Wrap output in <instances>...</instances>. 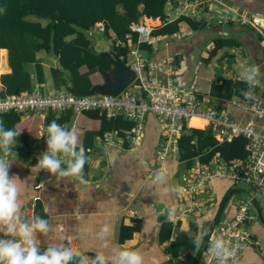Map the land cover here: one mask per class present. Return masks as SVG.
<instances>
[{"label":"crops","instance_id":"0c3cea01","mask_svg":"<svg viewBox=\"0 0 264 264\" xmlns=\"http://www.w3.org/2000/svg\"><path fill=\"white\" fill-rule=\"evenodd\" d=\"M218 2L225 5L227 11L221 6H217V9L221 8L226 14L229 13L227 16L230 20L218 23V15L215 12L210 13L207 8L208 0H168L164 6V20L146 16H141L138 20L150 25L152 31L181 16L194 22L196 28L181 18L176 24L178 30L172 33L190 31V34L167 44L164 41L153 42L158 47L150 56H173L186 81L195 83L198 97L206 107L218 104V98L212 95L211 88L214 84H220L219 77L242 80V67L250 65H259L264 74L259 36L248 24L237 22L240 15H264V0ZM27 19L36 20L42 25L46 23L45 19H38L33 15L27 16ZM203 23L204 26L200 27ZM85 33V37L90 40L89 51L103 62L90 70L89 61L80 57L82 63L76 72L79 76L77 82L85 76L82 80L86 83L81 82L83 87L72 76V67L78 62L73 61L72 56L76 54L65 47L57 51L51 48L40 49L35 53V59L25 63L32 89L39 88L42 93L69 88L74 91V86L86 90L91 85L102 82L98 67L109 68L107 58L100 57V53L115 52L125 61L129 47L140 48L137 34L134 42L130 33H126L122 40L117 39L110 29L101 32L95 26ZM74 37L75 35L66 36L64 40L72 41ZM217 38L228 40L231 45H224L210 55ZM82 55L88 58L85 53ZM11 72L8 52L5 48H0V76ZM2 88L0 82V89ZM8 112V115L4 118L0 116V119L4 120L7 128L20 131L17 146L14 148L16 156L9 157V160L13 159L9 175L20 179L22 210L30 204L33 197H37L33 213L48 219L53 225L49 236H38L42 250L76 232L79 234L77 249L89 256H94L97 251H104L110 259L111 252L123 248L139 250L144 256V264H189L193 262V256L197 257L198 264H217L204 258L201 251L209 231L217 223L233 215V199L241 187L232 185L229 181L227 184L226 180L215 179L212 181L213 194L204 213L181 219H174L175 214L167 215L169 207L174 206L175 213L181 208V162L176 160L174 143L163 167L156 166L154 153L164 128L152 114H146L141 143L132 147L128 142L130 130L119 128V120L115 118L117 115H110L105 111L88 110L69 114L66 110H49L42 115L33 112ZM229 112L233 117L241 115L235 108H231ZM13 116L18 117V121L12 124ZM125 119L131 120L121 117V120ZM53 120L74 131L79 143L90 150L89 161L84 168L87 183H81L78 178L61 179L36 167L38 157L46 151L47 124ZM194 120L182 127L206 128L205 123L201 128L191 126ZM182 131L181 128L180 133ZM195 162L200 161L194 159ZM157 173H162L166 180H157ZM38 184L40 186L36 188ZM105 226H108L110 234L106 240H101L98 233ZM250 228L254 243L232 264H264V220L257 218L250 223ZM202 232L207 234L203 236L199 252L193 255ZM172 243L183 250L178 252ZM190 245L194 247L188 249Z\"/></svg>","mask_w":264,"mask_h":264},{"label":"built area","instance_id":"2783aa9c","mask_svg":"<svg viewBox=\"0 0 264 264\" xmlns=\"http://www.w3.org/2000/svg\"><path fill=\"white\" fill-rule=\"evenodd\" d=\"M208 1L207 8L210 13L215 12L218 15V23L230 20L227 16L229 13L226 14L221 8L217 9V6H221L226 10L225 5L219 4L218 0ZM240 16L236 21L248 24L259 36L264 59V15ZM94 26L101 32L104 30L102 22H96ZM130 29L136 32L137 43L151 45L149 50L131 46L126 53L125 62L136 75L131 91L124 90L111 97L101 94L79 96L70 89L42 93L39 88H34L31 92L0 96V115L8 111L42 115L49 110L60 112L68 109L73 113L100 110L110 115H122L134 122L128 133V142L135 147L142 141L145 117L149 113L164 128L154 153L157 167H163L182 125L187 124L193 117L205 120L206 127H210L218 143L231 142L236 137L243 138V157L224 159L220 155H214L206 162H195L182 171L179 176L182 204L173 216L174 219H181L204 213L213 194L212 181L215 179L228 180L241 187L233 199V215L217 223L209 231L201 251L204 258L217 263L209 246L216 237L223 236L230 245H239L236 256L229 260V264L236 263L254 243L250 223L257 218L264 220V98L256 93L254 100H247L242 94L233 95L227 100L218 99L216 106L206 107L198 97L195 83L186 81L173 56H150L158 47L153 42L164 41L167 44L174 39L188 36L190 31L152 35L151 26L143 22L132 23ZM231 108L239 110L241 115L231 116ZM39 186L36 185V188ZM36 200L37 197H33L24 208L23 212L29 220L32 218Z\"/></svg>","mask_w":264,"mask_h":264},{"label":"trees","instance_id":"16d2710c","mask_svg":"<svg viewBox=\"0 0 264 264\" xmlns=\"http://www.w3.org/2000/svg\"><path fill=\"white\" fill-rule=\"evenodd\" d=\"M167 1L0 0V48L7 50L8 64L12 68L11 73L0 76V82L3 86L0 89V96L33 90L30 74L25 68V63L35 59V53L40 49L49 50L51 48L57 51L59 48L66 47L71 53H75L76 55L72 56V60H78V62L72 67L74 70L72 76L77 82L79 76L76 70L82 63L80 57L89 61L90 70H94L97 64L103 62L89 51L90 40L85 37V32L89 28L93 27L96 22H102L104 30L108 31L110 29L117 39L124 40L125 34L130 33L132 41L135 42L136 34L131 31L130 25L137 23L141 16L158 17L160 20H164V6ZM29 15H33L38 19H45L46 23L42 25L36 20H29L27 19ZM181 18L189 22L191 27L196 28L191 19L181 16L151 31L152 35H165L166 32L167 34L175 32L178 30L176 24ZM202 26H204V23L200 27ZM70 35H75V37L72 41L66 42L64 38ZM224 45L230 46L231 42L219 38L215 39L210 55H213L218 48ZM143 48L149 50L150 45L140 43V49ZM115 50H118V48ZM82 53H85L88 58L84 57ZM82 78L85 79V76H82ZM82 78L80 82H77L81 87H83V84H81ZM218 81H220V84H214L211 93L222 101L230 99L233 94L241 95L243 91L247 90V84L243 80L219 77ZM83 83L85 84L86 81H83ZM18 84L20 87H18ZM254 92L264 98V91H261L259 87H256ZM66 111L69 114L73 113L69 109ZM8 114L9 112L0 116L4 118ZM10 114L14 113L10 112ZM121 117L123 116L117 115L115 117L116 120H119V128L131 130L134 122L127 119L123 121ZM11 121L12 124L17 122L18 117L13 116ZM204 123H206L205 120L196 119L193 121L192 126L201 128ZM182 130L175 142L176 160L181 162V171L191 167L194 159L203 163L214 155H220L224 159L245 155L244 139L241 137H236L231 142L218 143L213 137L210 127L204 129H185V127H182ZM172 245L177 247L178 252L183 250L175 243H172ZM193 247L194 245H190L187 248L192 249ZM196 259L197 257L193 256V262L189 264H198ZM177 262L181 263L179 260Z\"/></svg>","mask_w":264,"mask_h":264},{"label":"clouds","instance_id":"9594fccd","mask_svg":"<svg viewBox=\"0 0 264 264\" xmlns=\"http://www.w3.org/2000/svg\"><path fill=\"white\" fill-rule=\"evenodd\" d=\"M240 75L247 84L242 95L247 100H254V89L259 86L262 75L261 67L243 66ZM46 133V151L38 157L36 167L61 179L78 178L81 183H87L84 168L89 161L90 150L79 143L74 131L55 120L47 124ZM19 135L20 131L7 128L4 120L0 119V264H144L143 254L136 249L116 250L110 253V259L104 251H97L94 256L86 255L77 249L79 234L76 232L41 249L38 236H49L53 225L35 213L30 221L27 219L20 202V179L9 175L13 162L9 157L16 156L14 148ZM156 178L161 182L166 180L162 173H157ZM174 214L175 207H169L167 215ZM109 234V228L105 226L98 233V238L106 240ZM206 234H200L197 247ZM209 247L217 264H229L239 245H230L223 236H218Z\"/></svg>","mask_w":264,"mask_h":264},{"label":"water","instance_id":"95a60500","mask_svg":"<svg viewBox=\"0 0 264 264\" xmlns=\"http://www.w3.org/2000/svg\"><path fill=\"white\" fill-rule=\"evenodd\" d=\"M262 16V14H261ZM100 57H106L109 62V68L103 69L98 67L102 82L99 84L91 85L86 90H80L74 86V93L76 95H109L115 97L124 90L131 91V84L135 80V72L131 70L127 63L118 56L115 52H102ZM202 242L195 246L193 255L197 254L200 250Z\"/></svg>","mask_w":264,"mask_h":264},{"label":"rangeland","instance_id":"374dc122","mask_svg":"<svg viewBox=\"0 0 264 264\" xmlns=\"http://www.w3.org/2000/svg\"><path fill=\"white\" fill-rule=\"evenodd\" d=\"M261 73H262V75H261V78H260V84H259V88L260 89H262V90H264V74H263V72H262V70H261ZM192 126V125H191ZM228 180H226L225 181V183H227L228 184V182H227ZM230 182V181H229ZM232 183V182H231ZM232 185H233V183H232ZM177 191H178V189H177ZM179 193V192H178ZM179 197L181 198L182 196H180V194H179Z\"/></svg>","mask_w":264,"mask_h":264},{"label":"bare ground","instance_id":"6f19581e","mask_svg":"<svg viewBox=\"0 0 264 264\" xmlns=\"http://www.w3.org/2000/svg\"><path fill=\"white\" fill-rule=\"evenodd\" d=\"M194 119H201V118L193 117L190 119V122H191V120H194ZM201 120H204V119H201Z\"/></svg>","mask_w":264,"mask_h":264}]
</instances>
